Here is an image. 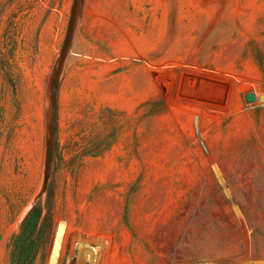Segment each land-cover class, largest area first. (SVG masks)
Listing matches in <instances>:
<instances>
[{"label": "rangeland", "instance_id": "rangeland-1", "mask_svg": "<svg viewBox=\"0 0 264 264\" xmlns=\"http://www.w3.org/2000/svg\"><path fill=\"white\" fill-rule=\"evenodd\" d=\"M72 4L0 0V264H264V0H82L42 192Z\"/></svg>", "mask_w": 264, "mask_h": 264}, {"label": "water", "instance_id": "water-1", "mask_svg": "<svg viewBox=\"0 0 264 264\" xmlns=\"http://www.w3.org/2000/svg\"><path fill=\"white\" fill-rule=\"evenodd\" d=\"M81 2L82 0H73L59 56L56 60L48 82L49 114L47 119V136L45 142L44 179L42 192H46L47 190V186L51 176L52 161L54 157L55 141L58 126V94L60 86V76L64 61L66 59L67 53L72 42L77 11ZM260 99L264 100V95H261ZM245 100L247 103H254L257 100V96L255 93L250 92L245 95Z\"/></svg>", "mask_w": 264, "mask_h": 264}, {"label": "trees", "instance_id": "trees-1", "mask_svg": "<svg viewBox=\"0 0 264 264\" xmlns=\"http://www.w3.org/2000/svg\"><path fill=\"white\" fill-rule=\"evenodd\" d=\"M45 224L52 229L51 209L46 200L39 199L22 220L20 231L12 240L11 264H34Z\"/></svg>", "mask_w": 264, "mask_h": 264}]
</instances>
